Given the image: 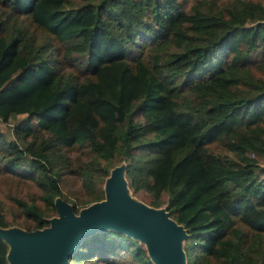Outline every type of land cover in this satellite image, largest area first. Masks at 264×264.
I'll return each mask as SVG.
<instances>
[{
	"label": "trees",
	"instance_id": "obj_1",
	"mask_svg": "<svg viewBox=\"0 0 264 264\" xmlns=\"http://www.w3.org/2000/svg\"><path fill=\"white\" fill-rule=\"evenodd\" d=\"M259 20L264 0H0V225H45L56 195L76 211L122 162L186 264H264ZM67 264L154 262L104 228Z\"/></svg>",
	"mask_w": 264,
	"mask_h": 264
},
{
	"label": "water",
	"instance_id": "obj_2",
	"mask_svg": "<svg viewBox=\"0 0 264 264\" xmlns=\"http://www.w3.org/2000/svg\"><path fill=\"white\" fill-rule=\"evenodd\" d=\"M264 25V20H259ZM103 196L73 210L56 195L55 213L40 227L0 225L6 242L7 264H67L68 255L85 235L104 228L122 231L144 243L154 264H186L183 225L163 205H150L132 197L124 176V163L110 167L103 180Z\"/></svg>",
	"mask_w": 264,
	"mask_h": 264
},
{
	"label": "rangeland",
	"instance_id": "obj_3",
	"mask_svg": "<svg viewBox=\"0 0 264 264\" xmlns=\"http://www.w3.org/2000/svg\"><path fill=\"white\" fill-rule=\"evenodd\" d=\"M24 117V115L22 114V113H19V114H14V115H11V116H9V121H14L15 119H18V118H23ZM9 124L8 123H2L1 121H0V129H2L8 136H10V132H9V126H8ZM126 184H127V180H126ZM127 188H128V192H129V194L132 196V197H134V198H137V199H141V193H142V191L141 190H131L129 187H128V185H127ZM141 200H143V199H141ZM87 204V203H86ZM85 205V204H84ZM82 206V205H81ZM80 207V206H79ZM143 245H144V243L142 242V241H140Z\"/></svg>",
	"mask_w": 264,
	"mask_h": 264
}]
</instances>
